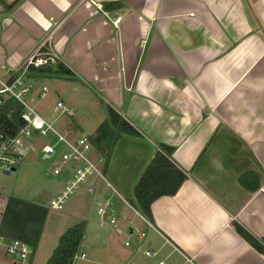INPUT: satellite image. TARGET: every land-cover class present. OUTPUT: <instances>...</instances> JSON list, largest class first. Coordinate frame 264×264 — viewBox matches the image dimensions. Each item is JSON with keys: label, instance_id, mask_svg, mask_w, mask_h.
I'll return each mask as SVG.
<instances>
[{"label": "crops", "instance_id": "0c3cea01", "mask_svg": "<svg viewBox=\"0 0 264 264\" xmlns=\"http://www.w3.org/2000/svg\"><path fill=\"white\" fill-rule=\"evenodd\" d=\"M122 1L124 7L103 11L87 0H19L10 9L4 3L12 0H0L1 79L16 80L18 91L26 87L20 96L31 103L37 80L66 77L19 68L48 36L70 80L140 135H120L103 179L91 177L73 193L67 227L84 223L74 259L85 260L90 245L94 264L105 254L138 264L132 257L143 244V252L154 253L152 264H264L231 226L264 238V0ZM158 144L172 147L169 160L186 178L174 195L151 202L149 224L129 203ZM245 172L256 177V190L238 183ZM107 212L117 236L123 229L130 236L136 218L144 224L143 243L116 247L102 222Z\"/></svg>", "mask_w": 264, "mask_h": 264}, {"label": "trees", "instance_id": "16d2710c", "mask_svg": "<svg viewBox=\"0 0 264 264\" xmlns=\"http://www.w3.org/2000/svg\"><path fill=\"white\" fill-rule=\"evenodd\" d=\"M19 0H12L5 4L7 9L13 7ZM103 11H113L125 6L122 0H100ZM31 71L44 75H64L69 77L71 71L60 61L53 64L30 67ZM75 81V80H71ZM0 134L5 137L13 136L23 122L20 119V103L11 96H0ZM106 117L96 127L94 134L88 137L93 148L103 156V168L106 166L114 142L120 135L140 137L113 108L106 105ZM172 147L158 144L149 162L140 174L132 188L130 206L138 212L149 224L152 223L149 206L151 202L161 196H172L180 184L185 180V174L177 169L169 160ZM252 182L253 187H250ZM238 183L244 188L254 191L257 189L256 177L251 172H245L238 177ZM45 208L18 199L8 197L0 215V234L20 240L29 245L32 251L38 242L43 222ZM234 232L255 252L264 257V238H257L250 234L243 226L231 222ZM84 223L78 222L67 227L58 237L55 247L45 261V264H72L77 248L82 239Z\"/></svg>", "mask_w": 264, "mask_h": 264}, {"label": "rangeland", "instance_id": "374dc122", "mask_svg": "<svg viewBox=\"0 0 264 264\" xmlns=\"http://www.w3.org/2000/svg\"><path fill=\"white\" fill-rule=\"evenodd\" d=\"M35 84L36 88L44 85L46 87V92L42 98L36 96L35 100L31 103L29 102V104H31L45 120L51 122L52 126L57 131L62 132L66 129L72 130L73 122L71 119L73 118L79 125L75 133L77 135L82 134L90 137L94 133L93 130L98 122L105 119L106 110L104 106H102L98 98L82 84L73 82L63 76L41 78L37 80ZM59 99L70 109L71 116L65 113L58 114V110L54 111L52 109L55 101ZM45 142L50 141L46 138H32L30 141H27L25 145L26 156L21 159L14 170L8 172V174L0 172V215L5 200L8 197L18 198L39 205L46 210L41 233L36 247L33 250L30 264H45L46 259L56 245L59 235L73 222L69 217V205L75 197L74 194L68 198L60 211H52L46 207L48 201L59 190L64 180L70 178V174L68 176V170L72 168V165L67 163L65 166L60 167L58 175H52V169L59 166V163L55 156L46 160L41 158L38 153V146ZM90 157L101 171L103 158L98 155V151L94 149ZM97 159L99 161H97ZM104 203V201H101L99 204L104 206ZM91 207L93 209L91 214L92 219L97 223L98 217L94 214L97 208L96 203H93ZM124 211L126 212L129 210H125L124 208ZM128 213L131 212L129 211ZM108 216L109 212L106 213V217L102 222L104 223V229L107 230L106 232L110 239L112 240L114 236L117 237L115 241L116 247L120 250H131L140 242L143 243V241L140 240L136 241L135 234L133 233L134 231L132 235L128 236L127 231L123 229L120 235H115L112 224L108 222ZM132 225L133 230L144 233L146 226L137 220V218ZM124 240L128 241V248L123 247L122 242ZM92 249L93 247L89 245L87 250H83L86 255L85 260L77 257L73 260L72 264H94L90 262L88 258V256L90 257L89 253ZM144 249L145 245H140L138 250L134 253L132 261L138 264H152L154 257H145L143 255ZM104 257L105 258L102 259L103 261H98V264H123L121 260H116L112 256H107L105 254ZM156 257L157 255L155 258ZM95 264H97V262Z\"/></svg>", "mask_w": 264, "mask_h": 264}, {"label": "built area", "instance_id": "2783aa9c", "mask_svg": "<svg viewBox=\"0 0 264 264\" xmlns=\"http://www.w3.org/2000/svg\"><path fill=\"white\" fill-rule=\"evenodd\" d=\"M94 4L97 8H101L100 0H87ZM116 16L112 19V24L118 21ZM48 36L39 41L22 59L19 68L22 71L30 67L37 68L45 64H53L57 61L56 55L49 49L47 45ZM15 81L8 82L6 79L0 78V96L5 94L15 98L21 105L19 113L23 122L22 127L11 137H5L0 134V172H10L20 163L21 159L26 156L25 145L32 138H46L50 142L41 143L38 146V153L42 159L46 160L55 156L57 162L61 165L70 163L74 168L70 174V178L63 187L52 196L47 203V208L52 211H60L67 198L75 193L81 185L86 183L91 177L103 179L102 173L96 163L91 159L90 155L94 148L86 135H77L73 130L66 129L62 132L57 131L51 124L45 120L35 108L20 96V92L26 90H16ZM46 92V87L41 85L37 97L41 98ZM1 103V97H0ZM54 111L58 110V114L65 113L71 115L70 110L62 101L56 100L52 106ZM97 161H99L97 159ZM60 166L52 169V175H58ZM87 191H90L87 188ZM103 215L104 211L98 209ZM144 222L145 220L142 219ZM112 221V220H111ZM146 223V222H145ZM136 241L143 238L142 232H133ZM132 235V231L129 232ZM127 246L128 242L125 241ZM32 249L26 243L17 239H11L0 234V264H30L32 257ZM145 257L153 256L154 253L145 250ZM156 264H163L162 261Z\"/></svg>", "mask_w": 264, "mask_h": 264}, {"label": "water", "instance_id": "95a60500", "mask_svg": "<svg viewBox=\"0 0 264 264\" xmlns=\"http://www.w3.org/2000/svg\"><path fill=\"white\" fill-rule=\"evenodd\" d=\"M11 171H13V169ZM4 174H8V172H4Z\"/></svg>", "mask_w": 264, "mask_h": 264}]
</instances>
